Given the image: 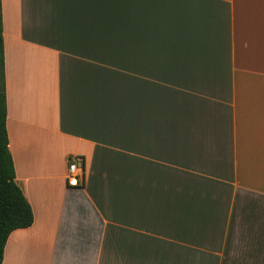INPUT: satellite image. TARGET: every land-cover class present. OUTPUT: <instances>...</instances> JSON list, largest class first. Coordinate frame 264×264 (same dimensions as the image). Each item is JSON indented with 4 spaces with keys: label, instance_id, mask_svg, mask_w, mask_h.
Masks as SVG:
<instances>
[{
    "label": "crops",
    "instance_id": "crops-1",
    "mask_svg": "<svg viewBox=\"0 0 264 264\" xmlns=\"http://www.w3.org/2000/svg\"><path fill=\"white\" fill-rule=\"evenodd\" d=\"M1 7L34 214L2 264H264V0Z\"/></svg>",
    "mask_w": 264,
    "mask_h": 264
},
{
    "label": "trees",
    "instance_id": "trees-1",
    "mask_svg": "<svg viewBox=\"0 0 264 264\" xmlns=\"http://www.w3.org/2000/svg\"><path fill=\"white\" fill-rule=\"evenodd\" d=\"M7 98L4 68V39L0 0V264L10 234L32 226L34 214L16 179L14 160L9 149ZM85 169V163H83Z\"/></svg>",
    "mask_w": 264,
    "mask_h": 264
},
{
    "label": "built area",
    "instance_id": "built-area-1",
    "mask_svg": "<svg viewBox=\"0 0 264 264\" xmlns=\"http://www.w3.org/2000/svg\"><path fill=\"white\" fill-rule=\"evenodd\" d=\"M84 159L79 155H72L68 159L67 183L71 187L84 185Z\"/></svg>",
    "mask_w": 264,
    "mask_h": 264
}]
</instances>
